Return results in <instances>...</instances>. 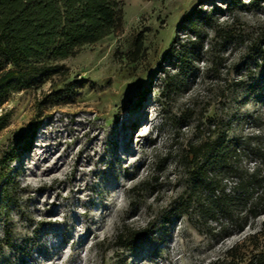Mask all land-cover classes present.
<instances>
[{"label":"rangeland","instance_id":"rangeland-1","mask_svg":"<svg viewBox=\"0 0 264 264\" xmlns=\"http://www.w3.org/2000/svg\"><path fill=\"white\" fill-rule=\"evenodd\" d=\"M232 1L120 0L118 31L0 87V264H225L231 253L243 264L264 254V214L224 236L195 202L182 206L190 147L218 131L229 160L264 168V61L247 51L264 32V0ZM211 11L213 27L195 38L188 20ZM121 229L143 234L123 247Z\"/></svg>","mask_w":264,"mask_h":264},{"label":"trees","instance_id":"trees-1","mask_svg":"<svg viewBox=\"0 0 264 264\" xmlns=\"http://www.w3.org/2000/svg\"><path fill=\"white\" fill-rule=\"evenodd\" d=\"M213 17L211 11L188 20L195 38L204 25L213 27ZM122 19L120 0H0V87L45 74L56 60L74 56L84 45L118 31ZM141 47L139 38L133 53L137 55ZM184 51L179 52L183 60ZM247 51L255 64L264 61V32L252 39ZM227 147L224 130L190 147L191 158L186 162L192 166L193 184L182 202L184 209L195 202L201 220L219 221L218 232L224 236L242 231L250 219L264 214V168L260 164L250 170L242 168L227 158ZM210 153L214 158H200ZM261 154V149L256 151ZM261 227L264 231V220ZM142 234L121 229L115 237L120 246L131 247ZM242 261L231 253L225 264ZM243 264H264V254H253Z\"/></svg>","mask_w":264,"mask_h":264}]
</instances>
